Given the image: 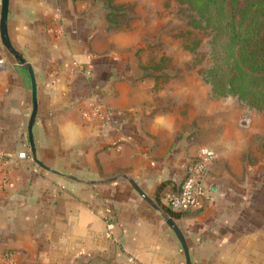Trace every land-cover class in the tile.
<instances>
[{"label": "crops", "instance_id": "crops-1", "mask_svg": "<svg viewBox=\"0 0 264 264\" xmlns=\"http://www.w3.org/2000/svg\"><path fill=\"white\" fill-rule=\"evenodd\" d=\"M136 1H7L8 39L35 79L31 137L42 166L27 139V71L0 41V250L13 264H186L170 217L189 264H264V134L252 127L223 132L221 144L202 140L208 88L196 75L188 86L159 81L144 64L149 38ZM125 7L121 26L114 17ZM93 103L105 124L82 117ZM209 121L216 131L215 113ZM203 143L215 156L201 206L166 208L163 195L178 190Z\"/></svg>", "mask_w": 264, "mask_h": 264}, {"label": "rangeland", "instance_id": "rangeland-1", "mask_svg": "<svg viewBox=\"0 0 264 264\" xmlns=\"http://www.w3.org/2000/svg\"><path fill=\"white\" fill-rule=\"evenodd\" d=\"M132 8L136 14L135 21L140 33H144L149 38L142 46L148 53L141 57L144 64L155 69L153 71L161 72L158 80L169 81L179 78L188 86L196 75V79L199 77L202 82L203 93L205 88H208L210 95L202 96L201 106L203 141L211 140L221 144L223 132L230 130L245 132L252 127L264 134V116L260 111L249 108L230 95H213L210 85L204 81L205 72L213 62L216 47H213L211 31L195 23L196 16L192 10L175 0H137ZM123 12L125 13H122V17H117L118 14L114 17L115 20L120 21L121 26L127 23L130 14L127 7ZM145 74L150 75L151 72L144 71L143 75ZM213 102L216 103V109L209 113L210 106L214 108ZM214 113L217 116V132L213 128L210 132L209 118ZM252 135L253 137L250 138L256 139L257 133Z\"/></svg>", "mask_w": 264, "mask_h": 264}, {"label": "trees", "instance_id": "trees-1", "mask_svg": "<svg viewBox=\"0 0 264 264\" xmlns=\"http://www.w3.org/2000/svg\"><path fill=\"white\" fill-rule=\"evenodd\" d=\"M175 1L212 33L216 50L204 79L212 94L235 97L264 116V0Z\"/></svg>", "mask_w": 264, "mask_h": 264}, {"label": "built area", "instance_id": "built-area-1", "mask_svg": "<svg viewBox=\"0 0 264 264\" xmlns=\"http://www.w3.org/2000/svg\"><path fill=\"white\" fill-rule=\"evenodd\" d=\"M1 62V60H0ZM85 73H88L87 71ZM85 119L97 120L101 124H105L108 119L107 112L100 106L93 103L82 112ZM18 158H27L25 151L17 152ZM214 152L207 146H199L196 150L194 158L184 169V176L178 190L175 193H165L163 195L166 205L174 211H186L190 209H198L201 206V198L203 197L202 180L205 176L209 163L214 158ZM113 228L111 222H106V236H110ZM0 264H13V256L6 249L0 250Z\"/></svg>", "mask_w": 264, "mask_h": 264}, {"label": "water", "instance_id": "water-1", "mask_svg": "<svg viewBox=\"0 0 264 264\" xmlns=\"http://www.w3.org/2000/svg\"><path fill=\"white\" fill-rule=\"evenodd\" d=\"M7 1L8 0H1V6H0V41L2 45L5 47V49L16 59L18 62L23 65L27 71L28 77H29V82H30V93H31V111L30 115L28 118L27 122V139L29 143V149H30V154L36 164L39 166H42L41 163H39L35 159V150L32 142V137H31V125L33 123L34 117H35V111H36V99H35V79L33 75V70L31 66L22 58V56L13 48L11 45L8 36H7V31H6V16H7ZM115 177L109 178V181L114 180ZM128 182L132 185V187L142 196L144 200H146L149 204L155 207L153 202L145 195L143 192L134 184L133 181L128 179ZM165 222L167 225L173 230L176 238L178 239L183 255L185 258V263L189 264V259H188V253H187V247L185 244V241L183 239V236L178 229L177 225L173 222V220L170 217H165Z\"/></svg>", "mask_w": 264, "mask_h": 264}]
</instances>
